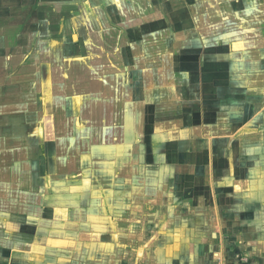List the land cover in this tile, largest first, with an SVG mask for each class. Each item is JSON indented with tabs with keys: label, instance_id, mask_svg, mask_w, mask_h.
<instances>
[{
	"label": "crops",
	"instance_id": "1",
	"mask_svg": "<svg viewBox=\"0 0 264 264\" xmlns=\"http://www.w3.org/2000/svg\"><path fill=\"white\" fill-rule=\"evenodd\" d=\"M0 264H264V0H0Z\"/></svg>",
	"mask_w": 264,
	"mask_h": 264
},
{
	"label": "rangeland",
	"instance_id": "2",
	"mask_svg": "<svg viewBox=\"0 0 264 264\" xmlns=\"http://www.w3.org/2000/svg\"><path fill=\"white\" fill-rule=\"evenodd\" d=\"M79 147H82V145L80 144ZM85 147L88 148V146H84V148L83 149L81 148V150H79V149H76L74 151H70L69 150V154L72 155V156L74 155L77 158L76 161H79V160H81L83 158L82 157L83 155L87 154L85 152L86 151ZM82 152H84V153H82ZM7 154H9V153H5V155H7ZM62 154H63V152H61V150L58 149L57 152H56V160H57V163H58L57 165L58 166L55 169H53V167L49 168V172L51 173L50 176H51L52 184L56 183V182H59V176L65 174V173H63L65 169L64 168H60V161L62 159ZM94 157H95V155H94ZM35 158H36V162L39 165V170L36 172V177H34L35 182L34 181L33 182L29 181V178H28L27 179L28 180V182H27L28 184H26V185H27V187H32L33 188V184L35 183V185H34L35 186V193L40 196V195H43L42 192H46L47 193L46 186H48V185L47 184L45 185V178L43 179V176H45V174H42V171H41L43 169V167H41V166L45 165V158L46 157L43 156V155H38L36 153V157H34L33 159L35 160ZM76 163L77 162L74 161L71 164L76 165ZM80 164L81 163H79V165ZM83 165H84V169H83V172L81 173V175L83 174V176H85L84 180L87 182L86 185H85V187H86L85 188V192L90 193L91 192V188L94 185V188L92 190L95 193L94 194V201H95L96 204L95 203L94 204L96 205V207L100 208L99 210H100V212L102 214L103 213V209L105 207L110 206L112 204L111 203V198H112V196L114 194L113 191H112L113 190L112 189V184L105 178V179L99 180L100 184L98 185L97 179L95 178V173H93L94 171H98L97 167L94 165V163H91V161H86V162H84ZM77 169L78 168H74V166H73V168L69 167L68 168V173L69 174H71V173L74 174V173L77 172ZM53 186H59V185L58 184H54ZM69 186H71V185H69ZM117 186L115 188L116 192L117 191L123 192V190L125 188V184H119V187H117ZM129 186L131 187L132 185H129ZM130 190H132L133 193L136 192L135 189H133L132 187H131V189H129V191ZM39 191H41V192H39ZM54 199H57V198H54ZM37 202L38 203H42L43 202L41 197H39L37 199ZM132 203H133V205H137L138 202H134L133 201ZM119 204H120V201L117 200V202H116L117 208L118 207H122V205L119 206ZM121 204H122V202H121ZM74 207H75L74 202L72 204L70 203V208H74ZM74 217H75L74 215L67 216V218H71L70 220L74 219ZM70 220H69V222H70ZM133 249H132V253L136 252L137 247H134ZM121 255L122 254H120L119 256H121Z\"/></svg>",
	"mask_w": 264,
	"mask_h": 264
},
{
	"label": "trees",
	"instance_id": "3",
	"mask_svg": "<svg viewBox=\"0 0 264 264\" xmlns=\"http://www.w3.org/2000/svg\"><path fill=\"white\" fill-rule=\"evenodd\" d=\"M153 2L157 9H159V7L163 5V0H153Z\"/></svg>",
	"mask_w": 264,
	"mask_h": 264
}]
</instances>
